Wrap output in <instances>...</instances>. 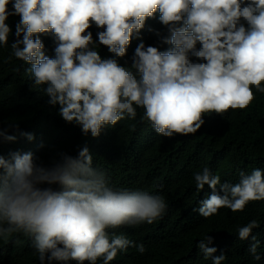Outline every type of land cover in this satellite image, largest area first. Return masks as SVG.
Instances as JSON below:
<instances>
[{
  "label": "clouds",
  "instance_id": "obj_1",
  "mask_svg": "<svg viewBox=\"0 0 264 264\" xmlns=\"http://www.w3.org/2000/svg\"><path fill=\"white\" fill-rule=\"evenodd\" d=\"M12 16L19 17L14 32L7 22ZM145 29L158 38L156 45L145 43ZM44 37L53 39L54 56ZM134 40L131 63L122 64ZM101 46L112 55L102 56ZM2 48H10L5 62L30 65V90L41 91L85 137L135 120L138 109L160 136L195 135L206 116L245 110L264 93V0H0ZM13 129L35 140L18 122L5 127L0 120V145L18 140ZM193 179L198 191L211 189L193 209L205 219L264 200L259 167L240 170L236 183L222 182L208 166ZM168 207L163 194L112 185L87 144L75 155L58 151L48 163L32 151L0 153V241L30 239L40 264H110L130 247L144 254L142 242L116 230L151 225ZM259 226L252 219L236 230L238 239L254 241L255 260ZM213 241L205 234L197 247L203 259L222 264L226 254L215 255Z\"/></svg>",
  "mask_w": 264,
  "mask_h": 264
},
{
  "label": "trees",
  "instance_id": "obj_2",
  "mask_svg": "<svg viewBox=\"0 0 264 264\" xmlns=\"http://www.w3.org/2000/svg\"><path fill=\"white\" fill-rule=\"evenodd\" d=\"M18 21V16L7 21L13 32ZM148 24L161 27L157 21ZM142 38L146 44L158 42L147 29ZM44 40L47 54L54 56L53 39L44 37ZM138 43L133 41L127 56L120 60L122 64L131 63ZM167 47L163 45L162 50ZM9 52L10 48L0 49V120L5 127L9 122H18L20 131L34 133L35 140L29 141L13 129L10 134L17 135L18 140L5 141L0 145V153L7 156L10 151H32L48 163L58 151L75 155L78 146L87 144L94 155V165L107 173L116 188L163 194L168 202L163 219L151 225L116 230L137 243L142 242L147 251L140 254L130 247L110 264H211L210 259H203L197 247L205 234L214 237L209 246L217 247L215 255L226 254L222 264H264V200L249 203L243 212L221 208L219 215L209 219L193 211L211 192L207 185L198 191L193 179L194 172L204 166L219 172L222 182L232 183L239 181L240 170L264 169V93L257 92L245 110H230L225 117L206 116L205 125L195 135L160 136L150 123L141 121L143 110L138 109L135 120H122L114 129L107 127L98 138L85 137L78 126L67 124L47 105V97L41 91L30 90L32 81L27 74L30 65L16 59L5 62ZM101 54L112 55L105 46H101ZM252 219L260 221V226L253 230L260 241L259 260L249 252L254 243L251 237L240 240L236 233L239 226ZM17 239L20 243H16ZM33 253L31 240L22 235L7 243L0 241V264H40ZM98 264H103L102 260Z\"/></svg>",
  "mask_w": 264,
  "mask_h": 264
}]
</instances>
